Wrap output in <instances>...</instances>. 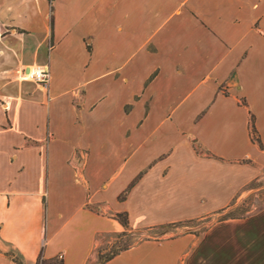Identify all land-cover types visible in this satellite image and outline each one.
Listing matches in <instances>:
<instances>
[{"label": "crops", "instance_id": "crops-1", "mask_svg": "<svg viewBox=\"0 0 264 264\" xmlns=\"http://www.w3.org/2000/svg\"><path fill=\"white\" fill-rule=\"evenodd\" d=\"M261 180L264 0H0V264H264Z\"/></svg>", "mask_w": 264, "mask_h": 264}, {"label": "rangeland", "instance_id": "rangeland-1", "mask_svg": "<svg viewBox=\"0 0 264 264\" xmlns=\"http://www.w3.org/2000/svg\"><path fill=\"white\" fill-rule=\"evenodd\" d=\"M260 187V189L255 192V194H252V196L246 200L245 203H243L242 205H240V207L235 211V213H244L245 211L251 210L253 209V207L261 205L264 203V181H260L258 183ZM181 230V228H179ZM161 230H134L132 232H128L127 236H122L119 240L120 243H124L126 244H134L144 238H146L147 234L148 235H152L153 233H157L160 232ZM117 240V238H116ZM97 249H101L103 250L102 252L105 253L107 251H109L110 247H107L106 245H100L98 246Z\"/></svg>", "mask_w": 264, "mask_h": 264}, {"label": "trees", "instance_id": "trees-1", "mask_svg": "<svg viewBox=\"0 0 264 264\" xmlns=\"http://www.w3.org/2000/svg\"><path fill=\"white\" fill-rule=\"evenodd\" d=\"M256 141H258L257 138H256ZM115 216L122 223L123 226H125V227L128 226L127 216L125 213H117ZM127 234H128L127 231H124L122 233L117 234V240L110 247L109 251H107L105 253L98 251V254H97L98 259H97V262L95 264H104L105 261H107L108 259L113 257L115 254H117L121 250L129 247L131 244L125 245L124 243L119 242L120 241L119 239L124 235L127 236ZM36 264H61V259L55 258L53 260H49V261L45 262L43 259L38 258Z\"/></svg>", "mask_w": 264, "mask_h": 264}, {"label": "built area", "instance_id": "built-area-1", "mask_svg": "<svg viewBox=\"0 0 264 264\" xmlns=\"http://www.w3.org/2000/svg\"><path fill=\"white\" fill-rule=\"evenodd\" d=\"M24 78L32 80L38 85L45 87L49 81V69L46 64L33 65L28 67V71L24 73Z\"/></svg>", "mask_w": 264, "mask_h": 264}]
</instances>
